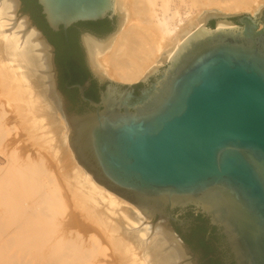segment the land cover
I'll return each instance as SVG.
<instances>
[{
  "label": "water",
  "instance_id": "95a60500",
  "mask_svg": "<svg viewBox=\"0 0 264 264\" xmlns=\"http://www.w3.org/2000/svg\"><path fill=\"white\" fill-rule=\"evenodd\" d=\"M35 1L53 32L112 24L81 27L86 66L104 85L98 101L84 95L88 81L65 86L93 108L84 112L58 89L55 48L29 11L0 0V89L42 147L56 161L69 143L97 183L168 232L173 264H198L171 226L184 208L220 229L234 264H264V5L254 18L205 11L164 66L127 85L98 62L123 26L115 0Z\"/></svg>",
  "mask_w": 264,
  "mask_h": 264
},
{
  "label": "bare ground",
  "instance_id": "6f19581e",
  "mask_svg": "<svg viewBox=\"0 0 264 264\" xmlns=\"http://www.w3.org/2000/svg\"><path fill=\"white\" fill-rule=\"evenodd\" d=\"M263 5L115 0L123 26L98 62L108 80L137 83L152 66L169 61L205 11L254 18ZM173 245L167 231L97 183L69 143L55 161L0 89V264H173Z\"/></svg>",
  "mask_w": 264,
  "mask_h": 264
},
{
  "label": "trees",
  "instance_id": "16d2710c",
  "mask_svg": "<svg viewBox=\"0 0 264 264\" xmlns=\"http://www.w3.org/2000/svg\"><path fill=\"white\" fill-rule=\"evenodd\" d=\"M20 1L23 5V11H29L34 24L44 33L49 42L55 48V63L59 72L60 89L64 93L68 94L74 103L78 104L79 99L77 96V90H67L65 89V86L83 84L91 77V74L86 66L84 53L79 41V37L82 32L81 27L91 28L94 32L104 34L111 31V22L104 19L97 22L77 23L69 27L66 31V35H64L62 30L59 32H53L47 27L43 16L40 13V7L37 5L35 0ZM96 84V81L93 80L89 90L94 97H97L95 89ZM140 86L141 85H138L136 87ZM197 220L202 223L207 221L200 215ZM200 231H203L204 233L207 232L205 227L201 225L197 226L193 233L196 235ZM186 242L190 244L194 250L199 245L211 250V247L206 245L203 240H198V244L194 243L191 239L186 240Z\"/></svg>",
  "mask_w": 264,
  "mask_h": 264
},
{
  "label": "flooded vegetation",
  "instance_id": "af4514ba",
  "mask_svg": "<svg viewBox=\"0 0 264 264\" xmlns=\"http://www.w3.org/2000/svg\"><path fill=\"white\" fill-rule=\"evenodd\" d=\"M93 80L97 83L95 86L97 97H94V95L89 92ZM87 81L89 82V86L85 91L84 95L91 100L98 101L99 92L103 90L104 85L99 83L92 76ZM143 86L144 85H141L140 87H135L133 94L137 95L139 89H141ZM57 87L58 89H60L58 73ZM62 93V95H64L70 103L73 102L68 94L64 93L63 91ZM78 99L79 103L77 105L78 107H82V111L87 112L89 110H93V108L89 107L87 103L82 102L79 96ZM177 211L181 212V214L177 216V218L183 221V225H179L178 223H171V226L173 227L174 231L179 235V237L189 246L198 264H234L232 255L230 254L229 249L225 244L224 236L222 235L220 229L210 225L208 219L202 216L201 214L196 213L193 208L174 209L173 213L175 214ZM199 215L202 218H205L207 221H205L204 223L198 221L197 218ZM201 225L205 227L207 232L204 233L203 231H200L196 235H194L193 231L196 230L197 226ZM189 239H191L196 244H198V240H203L206 245L211 247V250L206 249L201 245H199L194 250L192 249V246L186 242V240Z\"/></svg>",
  "mask_w": 264,
  "mask_h": 264
},
{
  "label": "rangeland",
  "instance_id": "374dc122",
  "mask_svg": "<svg viewBox=\"0 0 264 264\" xmlns=\"http://www.w3.org/2000/svg\"><path fill=\"white\" fill-rule=\"evenodd\" d=\"M165 65V64H164ZM164 65H162V66H164ZM155 223V222H154Z\"/></svg>",
  "mask_w": 264,
  "mask_h": 264
}]
</instances>
